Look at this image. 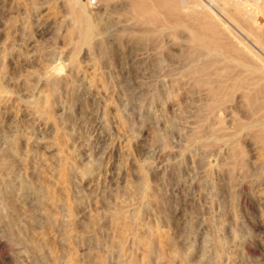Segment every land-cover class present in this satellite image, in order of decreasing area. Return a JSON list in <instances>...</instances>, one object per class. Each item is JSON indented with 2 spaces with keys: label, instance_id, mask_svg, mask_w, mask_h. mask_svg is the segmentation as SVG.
Listing matches in <instances>:
<instances>
[{
  "label": "rangeland",
  "instance_id": "obj_1",
  "mask_svg": "<svg viewBox=\"0 0 264 264\" xmlns=\"http://www.w3.org/2000/svg\"><path fill=\"white\" fill-rule=\"evenodd\" d=\"M188 1L0 0V264H264V20Z\"/></svg>",
  "mask_w": 264,
  "mask_h": 264
},
{
  "label": "bare ground",
  "instance_id": "obj_2",
  "mask_svg": "<svg viewBox=\"0 0 264 264\" xmlns=\"http://www.w3.org/2000/svg\"><path fill=\"white\" fill-rule=\"evenodd\" d=\"M156 3L154 4V5H156V7L158 8V9H160V13H162V11L164 12V13H162L161 15H163V17L164 16H168L169 14H174V15H181V13H192L193 11V8L191 7V5H193V3L191 4L190 3V1H188V0H181V1H179L180 3V5H181V8H182V11H180V9L178 8V7H176L175 5L173 6V8H169L168 7V4L167 3H162L161 2V0H154ZM214 1V0H213ZM229 1H231V0H225V3L226 2H229ZM234 1V0H233ZM232 1V2H233ZM242 2H246V1H249L251 4H253V6H254V9H253V13H252V15H251V18L250 19H252L251 20V22H252V24L251 25H247L246 24V21H245V19H244V21H245V24L246 25H243V26H241V28H239V29H241V30H237L236 28H234L235 27V25H231V23H229V20H228V18H226V16H224V14H222L221 12H218L216 9V6H218V5H216L214 2H211V1H204L205 3V6L204 7H202L201 6V8L200 7H198V8H200L202 11L204 10V11H206V10H209V11H206L207 13H209L207 16H210V17H216V16H218V18H222V19H225V21H226V23H228L227 24V26L225 27V25H221L220 24V26L219 27H221V28H223V30L224 29H226L227 30V32L229 31V29L228 28H231V30H233V31H235L238 35L237 36H240L241 38H242V40L244 39V40H247V37L248 36H252L253 38H255V39H259L260 38V34L257 32V28H256V26L262 21V20H264V0H241ZM195 2V1H194ZM234 3V2H233ZM81 4V5H80ZM203 4V3H202ZM79 5L81 6V10H82V12H83V10H84V7H82V3H80L79 2ZM136 5H138V4H136ZM247 5H249V4H247ZM196 7L198 6V5H195ZM246 6V5H245ZM136 9H137V13H136V15L138 14L140 17H144V19H146L147 17H150L148 14H147V11L145 10L144 11V7L142 6V5H138V6H134ZM133 7V8H134ZM146 7V6H145ZM180 7V6H179ZM194 7V6H193ZM232 7V6H231ZM244 7V6H243ZM248 7V6H247ZM80 8V7H79ZM151 8V7H150ZM204 8V9H203ZM225 8H226V6H225ZM242 8V7H241ZM249 8V7H248ZM252 8V7H251ZM206 9V10H205ZM234 9V8H233ZM81 10H79V11H81ZM155 9H153V11H154ZM166 10V11H165ZM200 10V11H201ZM227 10H228V8H227ZM194 11H197L196 9L194 10ZM199 11V10H198ZM199 11V12H200ZM201 11V12H202ZM203 11V12H204ZM132 12H133V10H132ZM155 12V11H154ZM238 13H239V11H238ZM237 13V14H238ZM251 13V12H250ZM147 14V15H146ZM157 14H159V13H157ZM168 14V15H167ZM193 14V13H192ZM202 14H204V13H202ZM79 15V14H78ZM250 15V14H249ZM155 16V15H154ZM154 16H152V17H150V18H148L149 19V21L150 20H152V19H154ZM170 16H173V15H170ZM238 16H241V14H239ZM245 16V15H244ZM248 16V15H247ZM246 16V17H247ZM142 17V18H143ZM158 17V16H157ZM185 17V20H187L186 22L187 23H189L188 25L189 26H191V27H189V28H192V26L193 25H191V23L193 24V22L192 21H194L192 18H193V15L192 16H190V15H186V16H184ZM166 18V17H165ZM179 18V17H178ZM233 18V17H232ZM248 18V17H247ZM168 19V18H167ZM170 19V18H169ZM182 19V18H181ZM215 19V18H214ZM143 20V19H142ZM219 20V19H218ZM249 20V19H248ZM173 21V20H172ZM171 21V22H172ZM176 21V20H175ZM217 22H219L220 23V21H217ZM233 22V21H232ZM151 23V22H150ZM197 23V26L195 27V28H192L191 29V34H192V37H191V42H192V44L194 45V47L197 49V50H199L198 52L200 53L201 51H200V49H208V56H211V55H213V57H215L216 55H217V50H216V55H215V51H214V49H212V47L213 46H217V44L219 43V38H217L216 37V35H215V26H216V24H215V26H214V24L213 25H211L210 23V25L209 24H206V23H204V22H202V25L200 24V22L198 21V22H196ZM225 23V24H226ZM248 23V22H247ZM152 25V24H151ZM157 25V24H156ZM80 26H82V25H80ZM232 26H234V27H232ZM260 26V25H259ZM258 27V26H257ZM261 27H263V26H261ZM235 29V30H234ZM219 30V29H218ZM217 29H216V31H218ZM226 30H225V32H226ZM242 30L245 32H247L248 33V35H246V34H244V32L242 33ZM260 30H262V28L260 29ZM259 30V31H260ZM219 32V31H218ZM93 33H94V24H92V23H88V24H86V25H84V27L81 29V35H82V39L83 40H86V41H88L89 40V38L93 35ZM224 34V33H223ZM222 34V35H223ZM228 34V33H227ZM231 34V33H230ZM263 34V33H262ZM80 36V35H79ZM221 39V38H220ZM240 39V38H239ZM260 40V39H259ZM262 40V39H261ZM248 41V40H247ZM261 42V41H260ZM248 45L247 46H244V48H243V50H245V51H248L249 52V54L251 53V54H253L254 55V57L256 56L259 60H261V61H263L264 60V52H262V50H260V48H258L261 44H258V43H252V42H249L248 41ZM263 44H264V42H262ZM235 43H233V45H234ZM220 46V45H219ZM237 46V45H236ZM240 46V45H239ZM263 47V46H262ZM194 48V49H195ZM220 49V48H219ZM227 50H231V52H232V54H233V51H235L234 49H233V47L231 48L230 46L229 47H227L226 48ZM242 49V48H241ZM264 49V48H263ZM205 52V51H204ZM219 52V51H218ZM239 52H240V50H239ZM214 53V54H213ZM221 53V52H220ZM229 53H230V51H229ZM238 53L236 52V55H237ZM241 54V53H240ZM215 55V56H214ZM252 55V56H253ZM207 56V55H206ZM239 56V55H238ZM196 57V56H195ZM230 57H231V55H230ZM253 57V58H254ZM208 58V57H207ZM211 57H209V59H210ZM229 58V57H228ZM212 59V58H211ZM255 59V58H254ZM194 60V59H193ZM257 61V60H256ZM264 62V61H263ZM196 68V67H195ZM201 82V81H200Z\"/></svg>",
  "mask_w": 264,
  "mask_h": 264
},
{
  "label": "built area",
  "instance_id": "obj_3",
  "mask_svg": "<svg viewBox=\"0 0 264 264\" xmlns=\"http://www.w3.org/2000/svg\"><path fill=\"white\" fill-rule=\"evenodd\" d=\"M83 4L87 5L89 8H97L108 0H80Z\"/></svg>",
  "mask_w": 264,
  "mask_h": 264
}]
</instances>
